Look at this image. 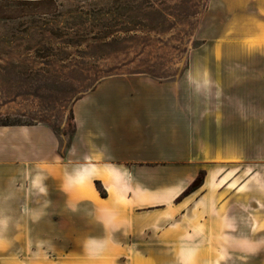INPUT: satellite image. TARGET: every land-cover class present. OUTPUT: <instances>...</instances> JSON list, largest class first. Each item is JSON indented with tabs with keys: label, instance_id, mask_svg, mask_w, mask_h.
I'll list each match as a JSON object with an SVG mask.
<instances>
[{
	"label": "rangeland",
	"instance_id": "rangeland-1",
	"mask_svg": "<svg viewBox=\"0 0 264 264\" xmlns=\"http://www.w3.org/2000/svg\"><path fill=\"white\" fill-rule=\"evenodd\" d=\"M255 15L249 0H0V127L45 125L64 140L63 154L78 102L105 82L140 79L209 102L240 156L226 147L235 160L216 163L203 188L200 171L179 200L207 196L191 205L208 210L194 224L214 241L239 225L241 246L188 256L264 264V42L249 41Z\"/></svg>",
	"mask_w": 264,
	"mask_h": 264
},
{
	"label": "crops",
	"instance_id": "crops-1",
	"mask_svg": "<svg viewBox=\"0 0 264 264\" xmlns=\"http://www.w3.org/2000/svg\"><path fill=\"white\" fill-rule=\"evenodd\" d=\"M249 6L257 46L264 0ZM76 109L63 154L64 140L45 125L0 127V264H192L194 248L241 246L239 225L214 241L194 224L208 210L192 204L207 196L179 200L200 171L203 188L216 163L235 160L226 147L240 156L219 109L140 79L105 82ZM250 229L247 247L256 243Z\"/></svg>",
	"mask_w": 264,
	"mask_h": 264
},
{
	"label": "trees",
	"instance_id": "trees-1",
	"mask_svg": "<svg viewBox=\"0 0 264 264\" xmlns=\"http://www.w3.org/2000/svg\"><path fill=\"white\" fill-rule=\"evenodd\" d=\"M100 193H101L102 195H104L103 192H100Z\"/></svg>",
	"mask_w": 264,
	"mask_h": 264
},
{
	"label": "clouds",
	"instance_id": "clouds-1",
	"mask_svg": "<svg viewBox=\"0 0 264 264\" xmlns=\"http://www.w3.org/2000/svg\"><path fill=\"white\" fill-rule=\"evenodd\" d=\"M87 246V245H86Z\"/></svg>",
	"mask_w": 264,
	"mask_h": 264
}]
</instances>
